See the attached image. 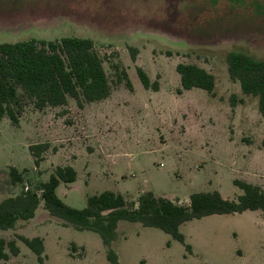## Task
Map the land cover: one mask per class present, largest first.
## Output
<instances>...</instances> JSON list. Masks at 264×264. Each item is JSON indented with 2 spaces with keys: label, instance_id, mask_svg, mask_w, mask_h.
I'll list each match as a JSON object with an SVG mask.
<instances>
[{
  "label": "rangeland",
  "instance_id": "374dc122",
  "mask_svg": "<svg viewBox=\"0 0 264 264\" xmlns=\"http://www.w3.org/2000/svg\"><path fill=\"white\" fill-rule=\"evenodd\" d=\"M42 10L52 15H34ZM64 36L92 41L109 94L41 110L25 103L16 122L0 118V174L24 170L31 188L68 165L75 178L54 193L76 209L102 191L126 200L149 191L179 203L212 190L234 199L242 193L234 181L264 192V118L257 97L243 94L225 65L231 50L264 59V0H0V43ZM178 62L211 73L213 89H182ZM41 143L35 165L29 147ZM2 188L0 198L20 186ZM177 231L182 241L122 220L110 247L118 264H264L259 210L205 215ZM19 236L41 239V260ZM0 237L17 249L5 248L0 264H110L97 233L50 216L41 200L30 219L0 229Z\"/></svg>",
  "mask_w": 264,
  "mask_h": 264
},
{
  "label": "trees",
  "instance_id": "16d2710c",
  "mask_svg": "<svg viewBox=\"0 0 264 264\" xmlns=\"http://www.w3.org/2000/svg\"><path fill=\"white\" fill-rule=\"evenodd\" d=\"M228 77L236 81L241 92L257 97V109L264 118V59H257L242 51H228L225 55ZM118 70V66L113 64ZM175 71L182 89L192 87L211 91L214 77L204 68L193 63L178 62ZM143 85H147L144 72L137 68ZM126 77L123 70L119 78ZM125 83L129 86L128 81ZM110 91L109 80L102 67V59L88 38L64 36L54 40L30 38L13 43H0V118L16 122L25 103L41 110L44 107L63 106L67 97L78 105L82 102L105 98ZM46 144L29 147L34 164L43 158ZM25 171L7 167L0 174V190L19 185L14 195L0 198V229L13 228L17 221L30 219L39 203L50 216L58 218L75 229H87L97 233L107 247L106 258L110 264H118L110 244L115 237L118 221L137 222L155 227L182 241L179 224L210 214H225L244 210H259L264 216V192L257 186L234 181L242 193L234 199L224 198L217 191L194 192L187 203H179L149 191L141 192L134 200H126L120 193L102 191L89 195L80 209L65 205L54 193L61 181L72 182V167L56 166L45 182L28 187ZM19 239L28 245L41 260L42 241L38 237ZM17 249L13 239L0 237V260Z\"/></svg>",
  "mask_w": 264,
  "mask_h": 264
},
{
  "label": "crops",
  "instance_id": "0c3cea01",
  "mask_svg": "<svg viewBox=\"0 0 264 264\" xmlns=\"http://www.w3.org/2000/svg\"><path fill=\"white\" fill-rule=\"evenodd\" d=\"M41 13L40 14H34V15H36V16H45L46 18L47 17H49L50 15H52V13L50 12V11H44V10H42V11H40ZM57 14V13H56ZM69 14V13H68ZM68 14H63L64 15V17H67V16H71L70 14L68 15ZM72 17V16H71Z\"/></svg>",
  "mask_w": 264,
  "mask_h": 264
}]
</instances>
